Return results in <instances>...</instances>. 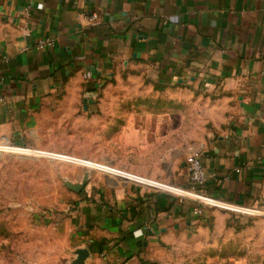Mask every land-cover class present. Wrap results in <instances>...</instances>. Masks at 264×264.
<instances>
[{
    "label": "crops",
    "instance_id": "obj_1",
    "mask_svg": "<svg viewBox=\"0 0 264 264\" xmlns=\"http://www.w3.org/2000/svg\"><path fill=\"white\" fill-rule=\"evenodd\" d=\"M46 39L54 46L39 49ZM191 89L205 105L200 135L157 158L168 160L149 175L156 186L90 188L68 264L78 247L91 252L85 264L264 259V217L254 214L264 205V0H0V143L65 96L117 119V137H133L125 148H157L159 126L144 117L192 105ZM193 154L206 192L223 202L199 216ZM153 215V232L141 234Z\"/></svg>",
    "mask_w": 264,
    "mask_h": 264
},
{
    "label": "rangeland",
    "instance_id": "obj_2",
    "mask_svg": "<svg viewBox=\"0 0 264 264\" xmlns=\"http://www.w3.org/2000/svg\"><path fill=\"white\" fill-rule=\"evenodd\" d=\"M191 92L192 105L144 117L159 126L157 148H125L133 137H117V119L107 123L70 97L49 100L28 116L25 132L0 143V264H68L78 207L88 202L90 188L128 195L156 183L149 175L165 171L168 160L157 158L200 135L197 109L205 105ZM254 214L264 217V205Z\"/></svg>",
    "mask_w": 264,
    "mask_h": 264
},
{
    "label": "built area",
    "instance_id": "obj_3",
    "mask_svg": "<svg viewBox=\"0 0 264 264\" xmlns=\"http://www.w3.org/2000/svg\"><path fill=\"white\" fill-rule=\"evenodd\" d=\"M93 21V17L89 19ZM29 34V32L27 33ZM55 44L53 39L41 40L38 42L37 47L39 49L51 48ZM85 79L91 80L93 78L90 71L84 74ZM0 101L3 102V98H0ZM189 169V181H190V191L193 194V199L196 202L195 206L192 209V213L196 216L203 214L207 208H222L223 202L220 198L208 194L205 190L207 184V177L205 169L199 154H193L188 161ZM240 171V169H237ZM155 216L153 215L149 221L144 224L141 234L144 231L153 232V223L155 221Z\"/></svg>",
    "mask_w": 264,
    "mask_h": 264
},
{
    "label": "water",
    "instance_id": "obj_4",
    "mask_svg": "<svg viewBox=\"0 0 264 264\" xmlns=\"http://www.w3.org/2000/svg\"><path fill=\"white\" fill-rule=\"evenodd\" d=\"M92 102H93L92 100L85 99L83 101L84 108L87 109L88 103H92ZM73 253L75 254L76 257L71 261L72 264H85L86 259H88L91 254L90 250L86 247H78L73 251Z\"/></svg>",
    "mask_w": 264,
    "mask_h": 264
}]
</instances>
